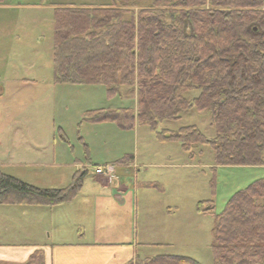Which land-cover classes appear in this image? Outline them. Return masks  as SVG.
I'll return each instance as SVG.
<instances>
[{
	"label": "trees",
	"instance_id": "16d2710c",
	"mask_svg": "<svg viewBox=\"0 0 264 264\" xmlns=\"http://www.w3.org/2000/svg\"><path fill=\"white\" fill-rule=\"evenodd\" d=\"M110 1L53 12V81L100 84L108 96L122 87L135 94L134 108L89 110L83 119L121 129L137 121L156 131L158 140H175L185 150L208 144L218 165H264V0H152L136 12L124 7L127 0ZM193 90L198 94L187 99ZM189 109L207 113L212 139L195 125L157 130ZM127 157L132 159L114 163ZM82 177L77 172L63 188H42L0 172V205L63 204L78 195ZM197 209L212 207L198 203ZM211 251L214 264H264V179L226 201L216 215ZM27 264H43L42 252ZM128 264L201 263L156 255Z\"/></svg>",
	"mask_w": 264,
	"mask_h": 264
},
{
	"label": "rangeland",
	"instance_id": "374dc122",
	"mask_svg": "<svg viewBox=\"0 0 264 264\" xmlns=\"http://www.w3.org/2000/svg\"><path fill=\"white\" fill-rule=\"evenodd\" d=\"M110 2V0H8L6 4H12L13 9H0V31L2 23L6 22L5 33H9L8 29L13 33L0 37V60L6 59V62L12 63L34 60L42 65L39 67V77L43 78L36 86L28 88L27 99L24 97L25 92H20L17 97L15 93L11 92L9 95L7 92L0 97L2 109L13 113L14 110L23 108V114L28 115L31 124L30 128L22 129L20 125V128L10 133H7L8 130L0 132V161L8 151L21 150L20 146L11 145L10 141L19 140L22 146L27 145L31 159L37 154L36 150L40 152L41 148L38 145H43V142L51 143L53 134L55 137L53 149L59 154L60 159L78 160L84 165L82 169L93 170L105 184L106 181L111 182L113 175L111 172L97 174L94 169L96 166H106L112 159L127 155L135 157L139 170L138 180L143 177V180L152 181L155 177L164 176L163 193L160 194L157 189L139 190L138 229L149 227L154 234L158 223L145 220L143 205L148 202L147 199L153 203L162 198L171 205L173 216L164 220L165 226L170 229V245L161 249L165 251L161 253L191 257L201 264H214L211 244L216 215L222 211L226 201L236 191L255 180L264 179V165H218L208 144H193L189 150H185L181 143L175 140H158L156 131L138 124L137 121H134L131 128L121 129L114 122H90L83 119L85 112L89 110L134 108L135 94L122 87L119 93L108 96L106 87L100 84L55 83L51 68L53 12L55 7L104 5ZM151 4L152 0H127L124 7L136 12ZM16 5L22 7H15ZM1 65L0 62V70ZM37 91L41 98L33 95ZM197 94L198 91L193 90L186 92L185 97L191 99ZM188 125H195L207 139H212L215 135L207 113L195 109L181 112L177 120L160 122L157 130L176 131ZM58 132L64 133L66 141L60 139ZM51 149L50 145L44 148L46 152ZM40 158L41 155L37 160ZM165 158L171 166L157 169L153 167L158 163L164 164L167 161ZM9 170L27 181L40 185L51 183V172L58 171L48 165L12 167ZM80 172L85 175L86 171ZM60 174L62 175L59 181H62L67 175L64 168L60 169ZM57 179L56 176L55 182ZM86 183L94 187L88 179ZM149 192H154L155 195ZM198 203H201L202 208L207 209L209 206L212 209L200 212L197 209ZM159 223H162L160 219ZM146 231V238L140 235L139 241H150V234H146ZM142 250L145 248L142 247Z\"/></svg>",
	"mask_w": 264,
	"mask_h": 264
},
{
	"label": "crops",
	"instance_id": "0c3cea01",
	"mask_svg": "<svg viewBox=\"0 0 264 264\" xmlns=\"http://www.w3.org/2000/svg\"><path fill=\"white\" fill-rule=\"evenodd\" d=\"M20 6L22 7V5L15 7ZM12 7V4L0 5V9L5 10L13 9ZM4 15L6 16V14ZM5 24L6 22L2 23L0 37L13 35L11 29L7 30L9 33H5L4 27L7 25ZM16 38L18 40V37ZM2 40L5 41V39ZM0 62L2 63L0 97L7 92L9 95L11 92L15 93L16 97L20 92H25L24 97L27 99L28 88H33L43 80L39 77V67L42 65L34 60L12 63L1 59ZM33 95L36 98H41L38 91ZM6 111L0 107V126H2L0 132L8 130L7 133H10L12 130L20 128V125L22 129L31 127L28 115L23 114V108L16 109L13 113ZM9 143L13 146H20L21 150L8 151L7 155L3 156L0 161V166L3 168L0 167V172L29 182V184L44 188H63L71 182L77 172L81 170L86 172L82 177L78 195L63 204L52 207L0 205V264H27L29 257L36 251L42 252L43 264H128L135 257L144 259L156 255H170L161 253L165 252L161 249L170 245V229L165 226L164 222L172 215L171 205L167 201L158 198L156 202L152 203L149 202L150 199H147L148 202L143 205L145 220L158 223L154 234L152 228L145 227L142 228L143 230H139L137 226L139 190L157 189L160 194L163 193V175L155 177L152 181L143 180V177L138 180L139 170L135 157L132 159L127 157L126 162L114 163L120 159L118 158L107 163L110 165L113 179L111 178V182H107L105 179L104 184L93 170L82 169L81 167L84 165L78 160L60 159L59 154L53 149L55 147L53 134L51 143L43 142V145H38L41 148L40 152L36 150L37 154L31 159L27 145L22 146L19 140ZM49 145L52 149L46 152L44 148ZM44 153H49V155ZM40 155L41 158L38 161ZM165 159L167 160V158ZM35 165H48L54 170H58L51 172V183L44 185L32 183L9 170L12 167ZM168 166L171 164L167 160L164 164L158 163L153 167L157 169ZM61 168L65 169L67 175L64 180L59 181L62 175L60 174ZM56 176L58 177L57 182H55ZM87 179L92 182L94 187L86 183ZM149 182L155 183L157 186H144ZM149 193L155 195L154 192ZM143 196L145 195L143 194ZM145 230H147L146 234H150V241H139L140 235L146 238ZM142 247L145 250H142ZM153 247H159V249Z\"/></svg>",
	"mask_w": 264,
	"mask_h": 264
},
{
	"label": "built area",
	"instance_id": "2783aa9c",
	"mask_svg": "<svg viewBox=\"0 0 264 264\" xmlns=\"http://www.w3.org/2000/svg\"><path fill=\"white\" fill-rule=\"evenodd\" d=\"M95 171L97 174H104L110 172V167L109 166H97L95 167Z\"/></svg>",
	"mask_w": 264,
	"mask_h": 264
}]
</instances>
